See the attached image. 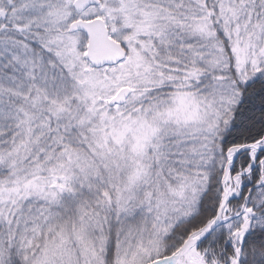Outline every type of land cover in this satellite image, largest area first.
Listing matches in <instances>:
<instances>
[{"label":"snow or ice","instance_id":"6c2138e0","mask_svg":"<svg viewBox=\"0 0 264 264\" xmlns=\"http://www.w3.org/2000/svg\"><path fill=\"white\" fill-rule=\"evenodd\" d=\"M0 264H264V0H0Z\"/></svg>","mask_w":264,"mask_h":264}]
</instances>
